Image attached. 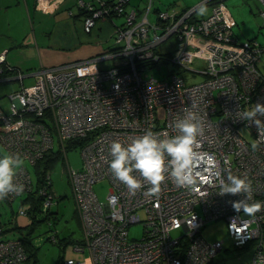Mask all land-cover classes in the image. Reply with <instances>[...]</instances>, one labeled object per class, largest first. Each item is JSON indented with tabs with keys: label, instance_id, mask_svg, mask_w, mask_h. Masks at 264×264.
I'll use <instances>...</instances> for the list:
<instances>
[{
	"label": "built area",
	"instance_id": "2783aa9c",
	"mask_svg": "<svg viewBox=\"0 0 264 264\" xmlns=\"http://www.w3.org/2000/svg\"><path fill=\"white\" fill-rule=\"evenodd\" d=\"M152 2L139 11L129 7L130 0H77L85 11L86 33L99 20L113 23L115 48L42 69L33 84L9 94V111L0 109V143L22 158L14 182L24 190L2 199L13 202L33 189L25 161L35 165L56 143L65 153L71 142L81 148L83 158L81 168L67 165L82 228L74 249L89 255L66 258L61 264H211L224 245L222 240H208L203 227L220 218L227 220L234 247L257 240L252 260L245 264H264V206L255 213L237 210L233 201L244 194H219L216 181L209 183L205 165H199L201 176L193 189L177 186L165 174L155 193L148 191L151 185L138 172L134 175L141 187L133 192L109 168L112 141L130 142L147 129L161 138L178 134L175 121L191 113L200 124L197 150L212 154L225 177L248 176L249 203L264 202V115L257 114L259 125L243 115L257 103L264 105V73L259 68L264 44L239 40L225 0H207L211 12L205 17L198 16V2L181 11L159 10L154 21L149 18ZM116 16L124 21L117 24ZM171 38L177 40L175 49L160 51ZM107 58L113 62L98 67ZM199 61L202 64L195 65ZM161 63L176 68L162 78H143L146 69ZM5 69L16 70L1 53L0 70ZM24 76L22 71L17 74L20 80ZM161 108L164 118L159 116ZM242 127L251 130L253 143L242 135ZM104 179L110 188L102 200L94 184ZM40 193L43 210L51 209L54 194L44 187ZM139 222L143 236L130 237V226ZM174 230L181 232L174 235ZM3 232L0 220V264L26 261L23 240L3 238Z\"/></svg>",
	"mask_w": 264,
	"mask_h": 264
},
{
	"label": "rangeland",
	"instance_id": "374dc122",
	"mask_svg": "<svg viewBox=\"0 0 264 264\" xmlns=\"http://www.w3.org/2000/svg\"><path fill=\"white\" fill-rule=\"evenodd\" d=\"M227 1V5L235 18L244 14L237 9V6ZM142 5L147 4L148 0H141ZM262 9L264 7L263 3ZM20 15V13H19ZM152 20H156L157 14L151 13ZM254 19H239L238 25H234L233 30L235 35L239 37V40H245L255 36L258 37V41L264 44V26L259 27L258 22L262 21L264 17L261 12L253 15ZM20 17V16H19ZM258 18V20H257ZM117 24H121L124 21V17L116 16L114 18ZM102 20H99V23ZM98 27V26H97ZM114 27V26H113ZM259 32V33H258ZM244 34V35H243ZM107 35V34H106ZM243 35V36H241ZM249 36V37H246ZM106 47L113 49L115 47L114 36L108 37L104 42ZM177 46L176 38L169 39L166 43L159 47L162 52L172 51ZM109 50V49H108ZM107 51V50H106ZM117 61V60H116ZM113 61H109L111 64ZM108 64V65H109ZM202 64L200 61L195 62V65ZM36 67L38 61L35 60ZM176 68L172 63H161L155 65L152 69H146L142 74L143 78H162L170 71ZM259 68L264 73V59L259 62ZM202 78V76L200 77ZM36 77H29L25 79V85H30L35 82ZM18 82L11 81L1 83L0 87L3 93H0V102L7 108L10 103L9 92L16 89ZM159 116L164 118L165 113L163 108L159 111ZM242 135L249 141L254 142L251 130L242 127ZM65 153L59 157L50 170V176L52 181V191L55 196V203L51 210L55 213L49 219H45L46 211H38L34 217L33 207L34 201L26 200L24 198L28 195V192H24L14 199L13 202H8L4 199L0 200V220L5 230L2 234L3 238H24L29 239V246L34 248L36 256H32L30 260L20 262L17 264H59L66 258L85 259L89 255V251L77 252L74 249L75 243L82 238V228L79 217L77 216L76 204L73 198V189L69 180L67 171V165L74 168H81L83 165V158L80 147H69L66 144ZM59 148L58 143L55 145V150ZM0 152H7L3 144L0 143ZM27 168L30 171L34 184L36 183V173L34 164L25 161ZM110 184L104 179L94 184V190L104 200L109 192ZM59 201V203H57ZM25 209L31 211V214L21 215L19 211ZM141 217H144V213L140 212ZM130 237L140 239L143 236L144 225L142 222L134 223L130 226ZM180 230H174L173 234H179ZM203 234L208 240H222L224 249L219 252L214 258L211 264H245L252 260L255 252L257 240L251 241L249 244L244 245L242 248H236L233 246V242L229 237L228 223L224 218L213 219L207 222L203 227ZM53 236H56V240H53Z\"/></svg>",
	"mask_w": 264,
	"mask_h": 264
},
{
	"label": "crops",
	"instance_id": "0c3cea01",
	"mask_svg": "<svg viewBox=\"0 0 264 264\" xmlns=\"http://www.w3.org/2000/svg\"><path fill=\"white\" fill-rule=\"evenodd\" d=\"M149 1L142 5L141 0H131L129 7L143 11ZM229 1L244 13L235 15V25H238L239 19H254L253 15L262 10L260 0ZM198 2L200 0H153L149 18L151 13L157 14L159 10L181 11ZM225 2L227 4L226 0ZM210 12L211 4H207V12L198 16L205 17ZM83 17L77 0H0V54L5 53L7 63L16 68L14 71L0 70V84L18 82L17 88L11 90L15 92L25 85L26 78L36 77L42 69L89 59L110 50L104 42L108 37L114 36L113 23L109 19H103L92 32L86 33L83 29ZM114 21L116 22L115 19ZM258 24L259 27L264 26V17ZM257 35L248 39L258 41ZM35 60L38 61L37 67ZM109 61L113 60L107 58L99 61L98 67L108 65ZM19 71L25 74L22 80L17 77ZM4 91L0 87V93ZM9 106L6 108L0 102L1 110L9 111Z\"/></svg>",
	"mask_w": 264,
	"mask_h": 264
},
{
	"label": "clouds",
	"instance_id": "9594fccd",
	"mask_svg": "<svg viewBox=\"0 0 264 264\" xmlns=\"http://www.w3.org/2000/svg\"><path fill=\"white\" fill-rule=\"evenodd\" d=\"M197 12L204 15L207 12V0H200ZM257 114L264 115V105L257 103L255 107L244 112V117L259 125ZM178 134L159 137L151 129L137 135L130 142L122 143L114 140L110 146L111 159L109 168L130 191L141 187V182L134 172L149 182L148 191H159L160 182L165 174L171 177L179 187L193 189L201 176L199 165H205L209 173V183L216 181L218 193H243V198L233 201V206L247 213H255L264 206L259 200L249 203L252 198V182L246 175L228 174L225 177L224 169L217 167L214 156L207 151L197 150V135L200 124L189 113L175 121ZM23 163L19 154L0 152V199L8 193H20L24 190L22 184L14 182L16 169Z\"/></svg>",
	"mask_w": 264,
	"mask_h": 264
},
{
	"label": "trees",
	"instance_id": "16d2710c",
	"mask_svg": "<svg viewBox=\"0 0 264 264\" xmlns=\"http://www.w3.org/2000/svg\"><path fill=\"white\" fill-rule=\"evenodd\" d=\"M105 1L111 3L114 0H105ZM80 10H81V14L85 15V11L82 9H80ZM113 49H110V50H113ZM68 146L74 147L77 145L69 142ZM63 152H64V150L62 148H58L57 151L55 150V148H53L48 153H46L42 159L38 160L34 165L35 173H36V183L35 184L33 183V185H34L33 189L28 192V195L23 200V202L26 200H29V199L34 201V203H35V205L33 207L34 217L36 216V213L38 211H42V203L44 200V196L40 193V189L42 187H44L48 192L53 193L50 170L53 168L54 164L59 159V157L63 154ZM57 203H59V201H57ZM31 213H32L31 211H28V214H31ZM45 214H46L45 219L47 220V219L51 218L52 216H54L55 213L51 209H48V210H46ZM77 216H78V214H77ZM3 231H5V230L3 229ZM21 239L23 240L24 246H25L26 251L28 253V259L27 260H30L32 256H36V251L34 248H31L29 246V239L27 237H24ZM34 262L36 264V260ZM61 263H62V261L59 262V264H61Z\"/></svg>",
	"mask_w": 264,
	"mask_h": 264
}]
</instances>
